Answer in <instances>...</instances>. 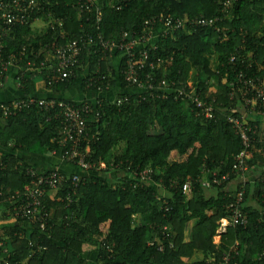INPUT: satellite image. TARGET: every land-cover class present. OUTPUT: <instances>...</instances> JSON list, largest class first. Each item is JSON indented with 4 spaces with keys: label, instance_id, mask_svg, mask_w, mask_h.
Returning <instances> with one entry per match:
<instances>
[{
    "label": "trees",
    "instance_id": "16d2710c",
    "mask_svg": "<svg viewBox=\"0 0 264 264\" xmlns=\"http://www.w3.org/2000/svg\"><path fill=\"white\" fill-rule=\"evenodd\" d=\"M110 1L114 7L109 6ZM51 3L54 13L65 21L66 39L60 40L61 44L86 35L96 38L103 34L114 40L124 31L138 35L145 21L161 15L222 16L221 0H96V7L85 11L76 8V0H51ZM97 7L104 12L100 30L95 25ZM230 15L221 24L230 31L227 37L214 28L199 29L190 35L159 39L155 44L157 51L151 55V61L157 56L171 60L152 71L157 82L192 84L203 96L216 100V118L196 119L192 108L176 101L170 91L165 99H158L156 92L121 94L115 101L104 99L106 107L100 119H92L89 124L87 162L92 168L84 172L72 165L75 173L62 172L68 182L54 199L49 196L44 199L47 210L54 211L46 231L37 222L18 219L15 232L0 236L12 250V264H90L91 256L95 257V264H224L225 254H230L231 264H264L260 258L264 250V223L260 220L264 182L240 185L233 193L226 190L229 183L210 189L202 184L207 173L211 179L227 174H231V182L237 178L232 172L243 144L227 121L231 109L239 104L229 98L235 69L229 63L230 57L239 50L246 64L254 63L249 73L264 76V0H243ZM30 29L17 26L18 37L5 40L6 60L16 55L28 62L34 60L32 53L52 51L55 32L44 30L27 40ZM112 52L103 55L84 50L76 77L50 89L67 90L86 69L87 78L81 81L82 89L88 93L96 92V88H87V80L94 77L100 80L97 86H102L104 93L118 82L123 89H136L124 79L126 57L120 52H117L122 56L118 70L112 68L109 72L104 59ZM39 57L38 68L43 63L42 56ZM44 69L46 85L49 70ZM145 72L151 71L147 68ZM21 82L26 94L34 92L27 77ZM213 87L216 92L209 90ZM118 99L123 100L121 106ZM46 113L34 107L10 118L9 127H0L2 145L7 147L9 141L15 140L14 149L57 150L58 123H47ZM249 122L256 129L260 124L259 118ZM254 147V158L247 163L248 168L264 164V145L256 140ZM3 158L7 169L0 174V184L10 194L0 202L22 192L31 181L25 169L34 168L13 155ZM102 164L106 169L100 168ZM147 169L152 170L150 180L135 175ZM75 175L81 178L78 187L74 186ZM187 182L191 183L189 195L183 192ZM241 189L245 190L242 209L249 216V224L229 228L220 244H216L220 222L229 217L228 206L235 202ZM69 194L74 202L66 209L62 201ZM193 221L195 225L187 239V229ZM23 224L26 228L21 227ZM165 227L171 230V238L164 235ZM30 242L41 244L46 250L34 254Z\"/></svg>",
    "mask_w": 264,
    "mask_h": 264
},
{
    "label": "built area",
    "instance_id": "2783aa9c",
    "mask_svg": "<svg viewBox=\"0 0 264 264\" xmlns=\"http://www.w3.org/2000/svg\"><path fill=\"white\" fill-rule=\"evenodd\" d=\"M241 1L243 0H221L222 16L214 18L161 15L145 21L144 29L138 35L124 31L118 40L106 39L103 34L97 35L96 38L86 35L80 39L67 40L64 44H61L60 40L66 39L65 21L54 13L51 0H0V89L3 88L4 77L10 71L12 65L24 61L17 59L16 55L10 56L8 60L5 59V40H12L17 26L29 28L40 26L43 31L49 29L55 32L53 49L50 51L54 65L49 69L48 80L46 81L48 88H52L56 84L69 82L76 77V69L80 65V58L84 50L89 49L92 50L93 54L103 55L112 50L120 52L126 57L123 76L130 86L141 92H156L158 99H165L170 91L175 94L176 101H181L192 108L191 111L196 119L212 121L216 118L217 113L216 100H210L207 96H203L192 84L186 85L180 82L178 85L169 81L165 83L157 82V77L152 71L166 62L170 64L171 60L157 56L155 60L151 61V55L157 51L155 44L159 39L190 35L199 29L214 28L223 37H227L230 31L221 27V24L225 19L231 17L230 11ZM96 5V0H76V8L82 11L94 9ZM109 6L114 7L113 1L109 2ZM103 13L102 7L96 8L95 25L98 30H100L103 22ZM31 56L34 60L26 62L28 70L40 71L46 67L44 63H41V67H37L36 60L40 58V54L32 53ZM229 63L235 68L229 98L231 101L238 100L239 104L231 109L227 121L233 126L243 144V150L236 158L232 174L240 177L248 172L247 163L254 158L257 129L250 124V117H264V76L249 73L253 69L254 63L249 61L250 64H246V58L241 55L239 50H236L230 57ZM147 68L151 72H145ZM214 71L219 74L217 69ZM99 81L95 77L88 79L87 88H96L97 93H104V88L97 86ZM122 103L123 100H117L118 106H121ZM34 107L48 112L46 113L47 123L52 121L58 123L55 139L58 149L53 152H59L64 163L77 166L84 172L91 169V164L87 162L90 153L89 124L92 119H100L106 107L105 100L98 98L91 102L85 101L77 104L54 98L28 97L18 99L10 104L0 103V127L3 122ZM262 156L264 158V154ZM100 168L106 169L105 164H102ZM6 169L3 155L0 154V174ZM25 172L26 176L31 179L30 183L24 187L22 192H16L14 196H11L15 201L12 208L14 219L37 222L40 229L46 231L49 222L54 217V213L47 210L44 199L49 196V193L57 194L68 182V178L59 169L38 172L34 168L28 167ZM135 175L143 180H150L152 170L147 169ZM230 176L231 174H227L222 178L214 176L213 179L202 180V184L206 189H210L212 186H221L231 182ZM80 181L79 175L73 177L75 187H78ZM259 181L264 182V173L260 176ZM183 192L186 195L190 194V182L183 186ZM5 196L6 189L0 184V200ZM244 197L245 190L241 189L237 192L235 202L229 204V217L222 219L220 222V227L214 239L216 244H220L222 236L227 233L229 228L238 225L248 226L249 216L242 209ZM62 202L66 204L65 207L68 209L74 200L69 194ZM260 214V220L264 223V208L260 210ZM163 233L166 238L172 237L171 230L168 227L163 229ZM30 248L34 254L46 250L43 245L33 242H30ZM11 254L10 247L0 239V264H12ZM236 255H238V252ZM260 258L264 260V250L260 254ZM231 261L230 254L223 256L224 264H231Z\"/></svg>",
    "mask_w": 264,
    "mask_h": 264
},
{
    "label": "crops",
    "instance_id": "0c3cea01",
    "mask_svg": "<svg viewBox=\"0 0 264 264\" xmlns=\"http://www.w3.org/2000/svg\"><path fill=\"white\" fill-rule=\"evenodd\" d=\"M29 34L27 36V40L34 38V35L39 32H43L40 26L33 27L29 30ZM12 40H14L16 33L12 36ZM40 56L43 58V63L46 65L45 69L49 70L54 65L53 58L51 56L50 51L39 50ZM122 56L117 52H112L107 58H105V62H107L108 70L111 73L112 68L118 70L121 63ZM103 60V61H104ZM44 69V70H45ZM88 75V69L85 70L84 74L79 78V81L68 88L65 91H56L55 89H50L45 85L43 69L40 71H36L34 69L28 70V66L26 62H20L18 64H13L10 68V71L7 73L4 79V86L0 89V102L10 104L18 99L28 98V97H36L41 99L54 98L59 100H68L74 103L80 104L85 101H94L98 98L107 99L109 101H115L118 95L121 94H139L140 90L136 89H123L119 82L117 85L109 92L99 94L97 92L88 93L82 89V81ZM28 78L29 82L34 85V92L27 93L24 92V86L22 85V80L24 78ZM217 88H210V91L216 92ZM260 120V124L257 126V141L264 145V117H250V120L256 121ZM10 126L9 121H5L2 124V128H7ZM16 147L15 140H11L8 143V146L5 147L0 142V154L1 155H13L16 159L21 160L34 167L38 172H48L54 169H59L63 173H75L77 170L71 165L64 163L61 160V156L59 152H40V151H28L24 149H14ZM264 173V164H257L252 168H249L248 172L244 176L237 177L227 186L226 190L228 192H235L238 190L240 185H251L254 186L258 183L260 176ZM210 179L209 174L207 173L203 180L207 181ZM10 194L9 190L6 191V195ZM211 195V191L208 192ZM55 193H49V197L54 199ZM251 205H256L255 202H251ZM15 205V201L11 198V195L5 200L0 202V236L5 237L11 235L16 231L17 226H19V222L14 219L13 214V206ZM54 213V211H53ZM195 222H191L187 229V239L189 238V234L194 227ZM23 224L21 227H25ZM196 255L195 258H197ZM202 258V256H200ZM90 264H95V257H88Z\"/></svg>",
    "mask_w": 264,
    "mask_h": 264
}]
</instances>
